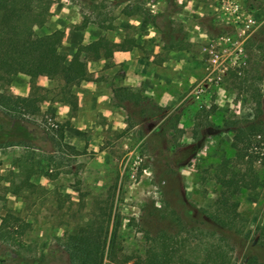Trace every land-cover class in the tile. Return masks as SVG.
Wrapping results in <instances>:
<instances>
[{
	"label": "rangeland",
	"instance_id": "374dc122",
	"mask_svg": "<svg viewBox=\"0 0 264 264\" xmlns=\"http://www.w3.org/2000/svg\"><path fill=\"white\" fill-rule=\"evenodd\" d=\"M43 1L49 16L35 32L62 27L61 50L69 57L80 40H133L137 48L118 54L123 62L91 61L88 68L99 75V91L128 88L146 99L112 96L103 109L86 102L70 135L75 141L83 130L79 155L64 140L45 139L51 113L30 117L41 128L33 143L39 150L0 148V223L9 211L30 227L0 249L28 258L62 252L67 233L99 217L109 229L111 264H134L166 236L179 255L198 262L210 255L208 264H264V0ZM137 7L157 15L158 28L125 15ZM172 41L184 49H170ZM252 124L261 133L247 152L260 186L237 192L236 220L231 229L220 227L211 218L219 214L217 172L227 160L249 169L236 160L234 138ZM12 126L0 113V143L21 140ZM27 152L44 165L55 159L54 178H26L28 165L24 160L19 171L18 160ZM26 179L37 187L6 191Z\"/></svg>",
	"mask_w": 264,
	"mask_h": 264
},
{
	"label": "trees",
	"instance_id": "16d2710c",
	"mask_svg": "<svg viewBox=\"0 0 264 264\" xmlns=\"http://www.w3.org/2000/svg\"><path fill=\"white\" fill-rule=\"evenodd\" d=\"M262 1L263 0H255ZM36 10L39 12L36 13ZM129 18L142 19L143 23L158 28V16L140 8H133L125 12ZM49 16V10L43 0H0V113L12 121L13 126L10 134L20 138L18 142L8 141L0 143V148L19 146L23 149L33 148L37 140V129L40 126L32 120L31 116L40 114L39 104L46 100V94H54L52 101H59L70 105L73 111L78 108V97L73 93V88L89 80L88 62L104 60L111 62L116 52H130L138 45L133 40L125 38L121 43L101 37L90 41L88 44L80 45L76 52L69 57L61 50L62 32L55 31L47 35H37L36 24H43ZM106 29V28H105ZM177 43V42H176ZM175 41L171 42L170 49L182 50L184 47L176 46ZM31 74V95L29 97L14 96L8 93L13 78L19 74ZM39 75L46 76L57 84L54 90H46L35 84ZM113 96L121 101H130L134 104H141L146 98L141 94L131 92L128 88L113 90ZM27 124V125H26ZM69 122L57 124L52 131L42 129L45 139L61 143L64 140V130ZM28 125L32 126V130ZM257 125L239 127L234 138V147L237 151L236 160L249 165V169L242 171L233 167L232 161H225L217 172L219 184V197L215 202L219 214L212 216L216 225L231 229L236 220L239 203L234 200L239 190L255 192L259 188V179L252 168L254 156L247 151L250 148L251 137L261 133ZM54 131L55 135L52 134ZM69 147V146H63ZM78 155L79 151L71 148ZM39 150V149H38ZM35 154L27 152L18 160L19 171L24 160L26 178L32 175H41L54 178L56 160L50 158L47 165L35 160ZM28 179L20 186L11 182L6 188L8 193L20 195L25 188H36ZM30 224L23 221L12 212H6L0 223V247L13 240L15 234H24ZM118 231L115 225L112 233L111 245L114 244ZM109 229L102 218L89 220L78 226L74 231L65 235L62 245V252H55L44 255L25 257L20 252L9 253L0 249V264H111L112 250L108 235ZM172 237L162 238L160 243L154 242L146 251L144 257H137L134 264H208L207 260L198 262L179 255L173 247ZM7 242V243H6ZM57 251V252H56ZM131 260L128 258L124 263ZM61 264V263H60ZM122 264V263H121Z\"/></svg>",
	"mask_w": 264,
	"mask_h": 264
},
{
	"label": "crops",
	"instance_id": "0c3cea01",
	"mask_svg": "<svg viewBox=\"0 0 264 264\" xmlns=\"http://www.w3.org/2000/svg\"><path fill=\"white\" fill-rule=\"evenodd\" d=\"M50 9V8H49ZM62 27L60 26H53L51 24V29L45 33L44 35L51 34L55 31H61ZM43 36V35H40ZM65 38H62L63 44H67ZM87 44L86 40H80L77 42V46L85 45ZM120 52H116L114 54V58L111 62L113 63H121L123 62V58H118V54ZM100 63H109L104 60L99 61ZM93 72V73H92ZM90 73V71H89ZM99 78V75L96 71H91V74L89 75V80L86 82L81 83L79 86L73 88V93L78 97V108L76 111H73V108L65 103H61L59 101H52L53 99L49 100L46 99L43 102L39 104L40 106V114L43 111H48L51 113L57 120H67L70 124L65 128L64 130V141L68 144L69 147L74 148L77 151H80L85 147V137L82 128H80L81 135L77 136L75 138V141L73 138H71V129L75 126V118L74 113L78 111L82 106L85 105L86 102H97L100 104V108H105V103L109 102L110 99L113 96L112 93H104L99 91L100 85L97 83V79ZM35 84L38 87L44 88L46 90H54L57 88V84L51 80H49L44 75H39L35 79ZM22 85L23 88L20 86ZM31 89H32V83H31V74L29 73H23L15 76L13 78V81L11 82L10 86L8 87V93L14 96H20V97H29L31 95ZM91 91V92H90ZM39 114V115H40ZM66 123V122H65ZM64 124V123H62ZM23 155V154H22ZM21 155V156H22ZM20 156V157H21Z\"/></svg>",
	"mask_w": 264,
	"mask_h": 264
},
{
	"label": "built area",
	"instance_id": "2783aa9c",
	"mask_svg": "<svg viewBox=\"0 0 264 264\" xmlns=\"http://www.w3.org/2000/svg\"><path fill=\"white\" fill-rule=\"evenodd\" d=\"M256 25V22L254 19L252 18H249L248 21H247V29H251L252 27H254ZM46 122H47V125L49 128H53V129H56L58 126H57V120L55 118H52V117H47L46 118Z\"/></svg>",
	"mask_w": 264,
	"mask_h": 264
}]
</instances>
